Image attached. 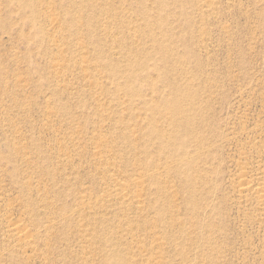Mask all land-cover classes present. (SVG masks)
Returning <instances> with one entry per match:
<instances>
[{
	"label": "rangeland",
	"instance_id": "obj_1",
	"mask_svg": "<svg viewBox=\"0 0 264 264\" xmlns=\"http://www.w3.org/2000/svg\"><path fill=\"white\" fill-rule=\"evenodd\" d=\"M62 1L68 0L30 2L47 35L60 36L63 49L49 52L47 41L24 26L21 10L14 8L19 0H0V146L8 158L0 159V264H264V222L258 221L263 216L255 202L239 206L234 189L236 163H248L249 157L255 167L261 158L250 149L264 147V0H221L217 19L206 20L190 0H129L131 12L125 0H78L85 7L73 11L57 8L56 2ZM45 3L52 9L44 5L41 10ZM139 3L168 28L172 58L185 62L177 72L176 61V70L163 82L152 75L158 82L155 94L148 77L143 78L146 99L161 102L171 82L193 78L200 97H212L214 109L224 108L219 123L227 143L198 130L214 148L208 160L199 159L201 169L210 168L212 181L207 176L193 180L202 194L194 206L187 204L182 178L164 173L167 160L157 143L138 138L145 113L136 98L129 107L127 97L116 98L118 82L106 77L111 73L101 67L95 52L99 48L109 55L113 66L125 65V55L114 48L113 38L132 42L128 29L136 31L135 25L144 20ZM107 10L109 18L103 13ZM66 16L84 18L67 30ZM53 22L55 30L50 28ZM4 27L14 33L11 39L3 34ZM21 32L26 40L17 38ZM136 44L141 53L154 52L147 38ZM78 57L84 59L80 68L69 61ZM152 62L151 58L148 64ZM56 64L61 65L58 70ZM107 116L110 120L104 121ZM156 117L163 126L164 119ZM164 127L168 129L167 124ZM242 129L250 135L241 134ZM131 132L136 135L124 138ZM155 153L159 156L152 160ZM110 156L116 169L109 167L104 175L100 161ZM119 166L129 182L143 172L158 171L161 194L152 183L145 185L152 187L149 193L141 187L132 191L146 192L140 210L137 204L108 201L101 191L103 177L115 174L112 178L117 179ZM84 195L91 199L82 208ZM124 214L133 221L132 228L123 223ZM252 216L257 221H251ZM17 220L28 225L29 237L21 247L3 235ZM148 224L151 227L144 232ZM104 250L117 253L105 257Z\"/></svg>",
	"mask_w": 264,
	"mask_h": 264
},
{
	"label": "bare ground",
	"instance_id": "obj_2",
	"mask_svg": "<svg viewBox=\"0 0 264 264\" xmlns=\"http://www.w3.org/2000/svg\"><path fill=\"white\" fill-rule=\"evenodd\" d=\"M31 1L32 0H19V3H17L18 5L14 7L17 10H21V14L25 18L24 26L28 29L32 28L34 35H41L43 42L44 40L47 41L49 52L61 51L63 49V45L61 44L60 36L51 38L52 35H49V32L47 35L45 30L42 28L41 23L37 21V16L34 13L36 11L35 5H32L30 7ZM231 1L234 0H228V2ZM190 2L194 6H196V11H199L202 14L201 20H206L210 17H215V19H217L216 12L221 0H197V2L195 0H193V2L192 0H190ZM125 3L129 5L127 11L131 12L132 4H130L129 0H125ZM81 4H84L83 1L78 0H68L59 3L56 2L57 8L63 7L68 11H73L75 8L78 9ZM44 5H46L47 10L52 9V6H50L48 3H45L43 5L40 4L39 8L43 10ZM138 7L140 8V16H142L143 18H141L144 20L142 24L135 25V30L138 32H133L131 27L128 29L127 35L132 42L120 40L118 39V37L113 38V43L115 46L114 48H117L121 55H125V65L118 62L117 65L113 66L111 62L109 63V55L107 56V54H103V51L99 50V48L97 50L95 49V52L97 54L98 60L102 61L100 62L101 67H104L108 72L111 73L110 75L106 74V77L118 82L116 86L117 88L115 90L116 98L121 97L120 99H125V97H127L126 103L128 107L129 105L135 104L134 99L136 98L137 103L141 106V112L145 113V119L143 122H141L139 129L140 135H137L138 138L140 139V141L145 140L147 143H157L159 152L162 155H165L164 159L167 160L163 165V170L165 171L164 173L166 175H169L170 177L174 175L180 176L182 178V180L186 183V186L183 188L189 195L187 204L189 206H194L196 205V198L202 194H200L196 186H194V184L192 183L193 180H195L196 178L203 179V176H207V180L212 181V179L210 178V168H207L206 170H204V168L201 169V166L199 165V159L203 158L204 156V159L208 160L213 154L211 153V151L214 148V144H211V142L205 136H199L198 130L205 129L209 135H213L215 139L221 140L222 144L227 143L229 141V138L221 132L222 125L221 123H219V120L220 122H222V119H220V117L224 112V108L221 107L220 109H214L213 107H211L212 97L207 100H205L204 96L200 97L199 91L194 89L196 84L193 78L186 80L187 83L171 82L166 99L161 102H156L153 98L151 100L146 99L147 93L144 92L145 87L142 85L143 78L148 77V82L150 83L151 87V94H155L158 89V82L153 81L152 75L154 73L157 74L158 79L163 82L170 79V72L176 70L174 64L176 61L178 64L177 72L181 66L185 65V62L180 60L179 58H172L173 53L170 50V37H168L165 33L168 28L165 27V25L161 21H158L155 15H152L151 12L148 13L146 7L141 6L140 3L138 4ZM27 9H29V12H27ZM103 13L107 14L106 16L107 18H109V10ZM83 18L84 17L75 18L66 16L65 26L63 27H65L67 30H70L73 26H78L79 24L81 25ZM189 24L190 26H193V20L190 18ZM50 28H53L54 30L56 29V25L54 22L50 23ZM145 28L146 30L144 31ZM139 31H144V33ZM3 34L9 36L11 39V35L14 33L10 29L4 27ZM23 34L24 33L21 32L17 36V38L22 37L23 40H26V36H24ZM104 34L107 40H109V31L105 30ZM143 38L148 39L151 44L150 52L154 51L153 53H141V51L137 50L138 45L136 43H138ZM165 42H167V44H165ZM151 58L153 59V62L148 64V61ZM69 61L73 62L72 65H78L79 68L84 64V59H82L81 57ZM72 65L68 66L71 67ZM60 66V64H56L54 66L55 70H58ZM195 66H197V68L201 67L202 70L204 69L202 63H197ZM120 71H126L127 74L125 76H117L116 74ZM167 74L170 76L169 78H167ZM187 75H189L188 71ZM65 76L66 74L61 75L60 79ZM121 81L124 82L121 83ZM98 89H101L100 85H98ZM120 105L121 104H118L117 107H119ZM133 111L134 109H132V112ZM156 115H160L161 119H164V121L162 122L163 126L159 125L161 122L156 117ZM217 117L218 120L216 121L215 118ZM121 118L122 116L120 117V119ZM108 119L110 120L109 116L104 117V121H109ZM132 119L136 118L133 117ZM166 124L168 126V129L164 127ZM241 131V134H249L246 133L243 129ZM134 135L136 134H134V132H131L124 135V138L128 136L133 137ZM233 142H236V137L233 139ZM7 150L12 152V147L8 145ZM63 150L64 149H62V152L64 154ZM250 152L256 153L258 154V156L260 155L261 161L256 163L255 167L250 166L251 164L249 163V157L246 158L249 164L241 161L237 162L238 164L236 163V165L239 166V175L237 176L238 181L235 183L236 185L234 187L235 193L237 195L235 199L237 200L236 203L239 206L245 203L255 202L258 205V207H256L257 211L259 210L261 212V215L263 216V218L258 221H260V223H263L264 147L262 149L253 147L250 149ZM158 156L159 155L155 153V156L151 159L155 160ZM0 159H8L6 158V154L5 156L3 155L1 146ZM115 162L112 160L111 156L108 160L102 159L100 161L101 167L103 168L102 172L104 173V175L105 173H109V167L111 168V171L112 169H116L117 164ZM213 165L214 164H212V166ZM215 171L216 169L214 168L212 173H214ZM116 172H119V177H116L117 179L112 178L113 176H115V174L113 173L112 177H109V174L107 175L108 177H103L101 191L102 194H104V197L108 199V201L109 198H111L120 201L121 204H124V206L127 204L130 205V203L134 204V206L135 204H137V209H139L141 198L143 199V197L146 196V192L144 191L145 188L147 190V193H149V191L152 189V187L148 189V186H145L146 183H149V186L150 183L156 184L159 187L160 194L163 190V182L161 181L162 177L159 175L158 171H153L152 173L143 172L140 179L138 178L133 182H129L126 178L123 177L125 176V173L120 170V166L118 168V171ZM13 184L17 185L16 182H13ZM214 186L217 188V183H215ZM139 187H141V189L143 188V191L145 193H141L140 191V193L132 192L136 188H138L139 190ZM37 188L40 189V186L37 185ZM37 188H34V190L38 191ZM89 199L91 198L85 195L81 197L82 208L85 206L87 202L86 200ZM96 204L97 202H92L93 206H95ZM87 208L92 209V207ZM163 208L164 207H161L159 209V212ZM152 209L157 211L156 206H154ZM208 209L209 208H207V210ZM122 212L124 213V209H122ZM123 220L124 224L128 225L130 228L133 227V221L130 219V217L124 214ZM162 220L163 218H159V225L161 224ZM251 221H257V218L252 216ZM150 227V224H148V226L142 230L145 232ZM172 227L173 224L171 223L169 225V228ZM27 229L28 225L26 223L17 220L9 223L7 228H5L3 231V235L10 243H18L17 245L20 246L19 244L27 242L26 238L29 237L28 232H26L28 231ZM40 232L41 231H39L38 233L42 234ZM45 232H47V230H45ZM106 248L108 247L106 246ZM104 251L108 252H102L105 257H109V254L114 255L117 253V251ZM150 262L151 261H149L148 263L152 264V262ZM115 264H119V262L117 261V263ZM158 264H160V262H158Z\"/></svg>",
	"mask_w": 264,
	"mask_h": 264
}]
</instances>
